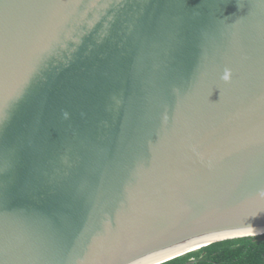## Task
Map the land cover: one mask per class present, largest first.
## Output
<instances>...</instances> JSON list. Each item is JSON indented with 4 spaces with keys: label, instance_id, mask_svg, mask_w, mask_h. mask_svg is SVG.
I'll use <instances>...</instances> for the list:
<instances>
[{
    "label": "water",
    "instance_id": "water-1",
    "mask_svg": "<svg viewBox=\"0 0 264 264\" xmlns=\"http://www.w3.org/2000/svg\"><path fill=\"white\" fill-rule=\"evenodd\" d=\"M0 109V264L264 235V0H0Z\"/></svg>",
    "mask_w": 264,
    "mask_h": 264
},
{
    "label": "trees",
    "instance_id": "trees-1",
    "mask_svg": "<svg viewBox=\"0 0 264 264\" xmlns=\"http://www.w3.org/2000/svg\"><path fill=\"white\" fill-rule=\"evenodd\" d=\"M162 264H264V235L216 242Z\"/></svg>",
    "mask_w": 264,
    "mask_h": 264
},
{
    "label": "bare ground",
    "instance_id": "bare-ground-1",
    "mask_svg": "<svg viewBox=\"0 0 264 264\" xmlns=\"http://www.w3.org/2000/svg\"><path fill=\"white\" fill-rule=\"evenodd\" d=\"M196 247H197V244H196V245H193V246H191V247H189V248H187L186 251H185V249H184V250H182V251H179V252H177V253H174V254H172V255H169V256H167V257L161 259V260H158V261H156V262H154V263H152V264H162V263H165V262H167V261H169V260L175 259V258H177V257H180V256L186 254V253L191 252L190 250L194 251V250L199 249V248L195 249Z\"/></svg>",
    "mask_w": 264,
    "mask_h": 264
},
{
    "label": "snow or ice",
    "instance_id": "snow-or-ice-1",
    "mask_svg": "<svg viewBox=\"0 0 264 264\" xmlns=\"http://www.w3.org/2000/svg\"><path fill=\"white\" fill-rule=\"evenodd\" d=\"M4 118V112L3 109H0V120H3Z\"/></svg>",
    "mask_w": 264,
    "mask_h": 264
}]
</instances>
